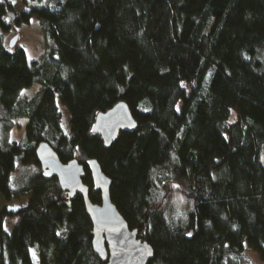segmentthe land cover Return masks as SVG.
Returning a JSON list of instances; mask_svg holds the SVG:
<instances>
[{
  "label": "trees",
  "instance_id": "16d2710c",
  "mask_svg": "<svg viewBox=\"0 0 264 264\" xmlns=\"http://www.w3.org/2000/svg\"><path fill=\"white\" fill-rule=\"evenodd\" d=\"M24 6L17 12L0 0V198L26 200L17 209L0 204V264H106L93 251L82 195L71 198L46 177L43 142L85 166L98 203L90 162H99L119 211L154 248L148 264H245L247 248L264 261V0ZM34 15L46 46L31 60L5 36ZM35 85L42 93L22 99ZM121 100L137 127L106 147L92 131L96 115ZM24 116L25 136L11 139ZM169 180L193 193L181 215L158 205Z\"/></svg>",
  "mask_w": 264,
  "mask_h": 264
},
{
  "label": "water",
  "instance_id": "95a60500",
  "mask_svg": "<svg viewBox=\"0 0 264 264\" xmlns=\"http://www.w3.org/2000/svg\"><path fill=\"white\" fill-rule=\"evenodd\" d=\"M17 37L12 39L14 45ZM137 127L128 103L119 101L107 111L96 115L93 133L101 135L106 147L117 139L120 131H132ZM37 157L46 177L56 176L63 190L71 198L82 195L86 209L93 223L92 247L94 253L106 264H148L154 257L153 246L139 236L137 228H131L128 221L112 200V179L103 171L96 159L91 160L92 177L101 192V202H93L89 185L84 181L85 166L77 159L64 162L48 142L37 147Z\"/></svg>",
  "mask_w": 264,
  "mask_h": 264
},
{
  "label": "rangeland",
  "instance_id": "374dc122",
  "mask_svg": "<svg viewBox=\"0 0 264 264\" xmlns=\"http://www.w3.org/2000/svg\"><path fill=\"white\" fill-rule=\"evenodd\" d=\"M12 2L15 10L21 11L24 9V0H9ZM17 37L15 45L22 46L29 59H38L45 49L46 42L45 36L40 25L39 18L34 15L31 17L29 22L23 23L18 26H14L11 31L5 36V41L7 46H10V41ZM23 93V94H22ZM21 93L22 99L27 97L30 99L37 97L42 93V87L40 85H35L33 87L25 88ZM60 110L62 111L63 125L66 126L68 120V113L66 106L59 103ZM0 113L7 115V113L0 107ZM235 113L232 117L234 118ZM21 119L16 120L12 123L10 128L9 137L11 139H22L26 134V128L28 123V118L26 116L20 117ZM262 158L264 160V151L262 152ZM194 196L191 192L188 184L183 180H169L167 181L164 189L160 192V198L158 200V205L165 206L166 210H170L176 214L183 213L187 208L192 207L194 204ZM25 199L10 200L5 201L0 198V204L6 205L12 209H17L20 205L25 203ZM15 220L8 219L6 221V228L11 230L14 226ZM245 264H264V261L260 256L250 248H247L241 255Z\"/></svg>",
  "mask_w": 264,
  "mask_h": 264
},
{
  "label": "snow or ice",
  "instance_id": "6c2138e0",
  "mask_svg": "<svg viewBox=\"0 0 264 264\" xmlns=\"http://www.w3.org/2000/svg\"><path fill=\"white\" fill-rule=\"evenodd\" d=\"M23 94V93H22ZM189 235H191V233H189Z\"/></svg>",
  "mask_w": 264,
  "mask_h": 264
}]
</instances>
